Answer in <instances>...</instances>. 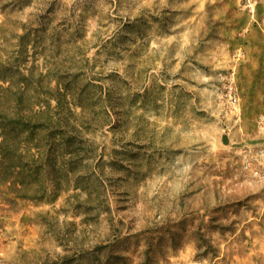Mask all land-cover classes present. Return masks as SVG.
Returning a JSON list of instances; mask_svg holds the SVG:
<instances>
[{
    "label": "rangeland",
    "instance_id": "rangeland-1",
    "mask_svg": "<svg viewBox=\"0 0 264 264\" xmlns=\"http://www.w3.org/2000/svg\"><path fill=\"white\" fill-rule=\"evenodd\" d=\"M25 34L77 144L55 203L0 191V264H264V0H0Z\"/></svg>",
    "mask_w": 264,
    "mask_h": 264
},
{
    "label": "trees",
    "instance_id": "trees-1",
    "mask_svg": "<svg viewBox=\"0 0 264 264\" xmlns=\"http://www.w3.org/2000/svg\"><path fill=\"white\" fill-rule=\"evenodd\" d=\"M18 35L16 57H0V191L16 199L53 204L77 144L62 85L38 72L30 41ZM38 78V80H36ZM53 102L56 104L53 105Z\"/></svg>",
    "mask_w": 264,
    "mask_h": 264
},
{
    "label": "built area",
    "instance_id": "built-area-1",
    "mask_svg": "<svg viewBox=\"0 0 264 264\" xmlns=\"http://www.w3.org/2000/svg\"><path fill=\"white\" fill-rule=\"evenodd\" d=\"M260 128L264 132V118L260 122ZM242 166L245 171L264 178V142L244 155Z\"/></svg>",
    "mask_w": 264,
    "mask_h": 264
},
{
    "label": "water",
    "instance_id": "water-1",
    "mask_svg": "<svg viewBox=\"0 0 264 264\" xmlns=\"http://www.w3.org/2000/svg\"><path fill=\"white\" fill-rule=\"evenodd\" d=\"M228 139H226V141H227Z\"/></svg>",
    "mask_w": 264,
    "mask_h": 264
}]
</instances>
